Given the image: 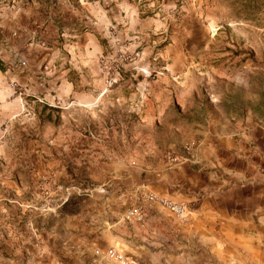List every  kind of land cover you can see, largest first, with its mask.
<instances>
[{
  "label": "rangeland",
  "instance_id": "374dc122",
  "mask_svg": "<svg viewBox=\"0 0 264 264\" xmlns=\"http://www.w3.org/2000/svg\"><path fill=\"white\" fill-rule=\"evenodd\" d=\"M64 2L85 13L79 31L92 39L73 40L62 26L47 39L45 0H0V43L6 46L0 54V264L10 257L16 264H119L96 255L110 247L131 256L129 264H177L175 258L183 261L201 241L174 230L168 211L147 210L142 202L143 193L163 195L147 185L160 186L157 180L146 182L136 170L170 167L168 153L151 150L153 128L136 126L139 118L153 119L150 108L130 110V118L125 105L92 116L70 100L48 111L12 79L35 69L45 52L67 59L74 42L77 61L91 62V70L102 75L103 95L123 82L130 88V109L136 88L145 92L165 73L189 72L176 81L202 92L211 87L223 99L252 102L264 111V0L55 1ZM90 5H125L139 10L140 20L95 28L86 23ZM140 204L145 220L122 222ZM125 236L142 245L144 255ZM234 242L215 241L217 254L207 253V264H263V258L247 261L251 256Z\"/></svg>",
  "mask_w": 264,
  "mask_h": 264
},
{
  "label": "crops",
  "instance_id": "0c3cea01",
  "mask_svg": "<svg viewBox=\"0 0 264 264\" xmlns=\"http://www.w3.org/2000/svg\"><path fill=\"white\" fill-rule=\"evenodd\" d=\"M55 1L45 0L47 39L52 40L49 34L58 31L59 26L62 30L67 28L68 37L73 40L84 35L92 39V34L79 31L85 13L69 2L61 5ZM90 6L87 11L91 14L86 23L95 28L104 29L114 22L126 27L131 20H140L139 10L131 11L130 7L125 10V5H117L116 10L110 6L104 9ZM75 45L73 42L68 46L69 57L65 60L48 57L45 52L35 69L15 74L12 80L24 88L27 97L42 103L48 111L56 109V104L65 106L70 100H75L74 107L80 111L90 109L92 116L99 115V109H122L125 105L130 118V110L138 113L150 108L153 119L139 118L136 126L143 131L153 128L152 151L162 157L171 153L181 161L172 166L168 164V168L164 164L159 170L138 168L136 173H144L146 182L157 180L160 186L147 185L158 194L195 209L190 226L182 225L174 216L166 221L174 230L184 231L201 241V246L188 248L189 255L182 257L183 261L175 258L177 264H207V253L217 254L211 245L223 238L236 240L235 246L241 247L242 255L251 256L247 261L264 260V111L252 102L245 105L241 100L223 99L211 87L202 92L176 81L187 78L189 72L159 76L154 88L145 89L148 97L136 88V101L130 109V88L123 82L103 95L102 75L91 70V62L77 61L79 48ZM5 49L0 43V54L5 55ZM50 52L56 53L54 49ZM11 57L7 56L9 60ZM121 136L124 137L123 131ZM155 208L148 206L147 210ZM131 237L123 239L135 252L144 255L143 246L138 242L133 246L129 241ZM11 258L5 259V264H16ZM130 262L134 260L131 258Z\"/></svg>",
  "mask_w": 264,
  "mask_h": 264
},
{
  "label": "built area",
  "instance_id": "2783aa9c",
  "mask_svg": "<svg viewBox=\"0 0 264 264\" xmlns=\"http://www.w3.org/2000/svg\"><path fill=\"white\" fill-rule=\"evenodd\" d=\"M190 150V147L187 148ZM166 161L169 165L178 164L181 159L171 153L166 155ZM142 202L147 206H156L168 211L172 216H174L179 222L187 224L191 220V211L187 204L176 202L165 198L163 196H158L154 193L146 192L142 194ZM144 204L138 206H133L129 208L123 218L122 222H143L146 218V210ZM96 255L108 262H114L119 264H129L131 263V256L119 250L116 247H110L104 252H97Z\"/></svg>",
  "mask_w": 264,
  "mask_h": 264
},
{
  "label": "trees",
  "instance_id": "16d2710c",
  "mask_svg": "<svg viewBox=\"0 0 264 264\" xmlns=\"http://www.w3.org/2000/svg\"><path fill=\"white\" fill-rule=\"evenodd\" d=\"M0 65H2V62L0 61Z\"/></svg>",
  "mask_w": 264,
  "mask_h": 264
}]
</instances>
